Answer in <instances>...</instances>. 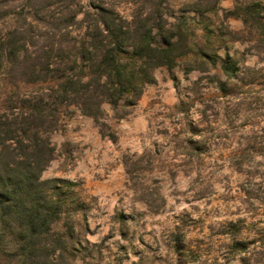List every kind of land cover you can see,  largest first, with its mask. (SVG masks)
<instances>
[{
	"label": "rangeland",
	"instance_id": "374dc122",
	"mask_svg": "<svg viewBox=\"0 0 264 264\" xmlns=\"http://www.w3.org/2000/svg\"><path fill=\"white\" fill-rule=\"evenodd\" d=\"M78 1L94 11L96 0ZM112 2L125 15L133 5ZM186 2L165 6L170 22L186 24L215 65L160 68L134 107L106 104L100 122L64 109L50 137L56 157L42 178L75 183L87 206L73 264H243L233 241L252 252L264 232V0H219L204 17ZM227 57L236 78L222 70ZM0 264H12L1 245Z\"/></svg>",
	"mask_w": 264,
	"mask_h": 264
},
{
	"label": "trees",
	"instance_id": "16d2710c",
	"mask_svg": "<svg viewBox=\"0 0 264 264\" xmlns=\"http://www.w3.org/2000/svg\"><path fill=\"white\" fill-rule=\"evenodd\" d=\"M172 1L132 0L125 15L112 0H96L94 11L78 0H0V22L14 21L0 35V71L11 89L0 101V245L12 264H73L82 244L77 216L87 206L77 185L42 178L56 157L50 137L64 109L100 122L106 104L115 112L134 107L156 70L216 64V55L189 43L186 24L170 22ZM218 10L219 0H187L185 12ZM222 70L229 78L239 72L229 57ZM255 243L248 252L233 241L231 254L261 264L264 232Z\"/></svg>",
	"mask_w": 264,
	"mask_h": 264
}]
</instances>
